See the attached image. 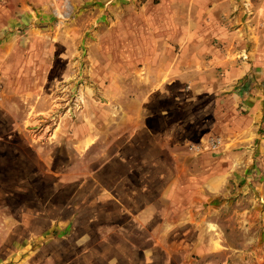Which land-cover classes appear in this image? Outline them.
Returning a JSON list of instances; mask_svg holds the SVG:
<instances>
[{"label": "rangeland", "instance_id": "1", "mask_svg": "<svg viewBox=\"0 0 264 264\" xmlns=\"http://www.w3.org/2000/svg\"><path fill=\"white\" fill-rule=\"evenodd\" d=\"M256 84L264 0H0V264H227Z\"/></svg>", "mask_w": 264, "mask_h": 264}, {"label": "crops", "instance_id": "2", "mask_svg": "<svg viewBox=\"0 0 264 264\" xmlns=\"http://www.w3.org/2000/svg\"><path fill=\"white\" fill-rule=\"evenodd\" d=\"M256 85L258 88L246 89L241 93L244 96L243 105L246 106V111L252 112L256 117L261 113L264 122V100H260V95H263L264 98V93L262 89L260 92V85ZM259 126H246L243 133H249L250 136L255 137V128ZM234 164L241 169V175H239L238 179H240V183L242 184V172L248 167V164L243 159H240L238 162L235 161ZM231 169L232 167L229 168V170ZM228 176L232 179L231 173H228ZM262 182L263 179L261 183H255L256 191L253 195H250V199L246 198V201H241L236 206L223 205L222 210H218L217 206H214L201 219L209 230L207 245L212 246L213 250L223 249L224 260H226L227 264H264V205L260 203V200L264 199ZM242 186L243 188L240 191H247L249 184L245 183ZM224 196L231 200L232 193L227 191ZM216 227L219 228V235H216L213 231ZM198 228L199 226L196 229ZM237 231L240 232L239 236L234 235V232L236 234ZM151 241L154 245L152 248H155V246L159 247L156 240ZM163 253L160 252V255L162 256ZM166 256L172 257L173 255Z\"/></svg>", "mask_w": 264, "mask_h": 264}]
</instances>
